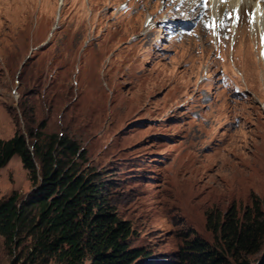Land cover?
I'll return each instance as SVG.
<instances>
[{"label":"rangeland","instance_id":"rangeland-1","mask_svg":"<svg viewBox=\"0 0 264 264\" xmlns=\"http://www.w3.org/2000/svg\"><path fill=\"white\" fill-rule=\"evenodd\" d=\"M182 3L0 0V139L28 129L74 139L151 264H183L190 230L213 244L206 212L235 206L241 215L264 197L259 42L246 23L235 49L232 36L215 41L205 12L195 17ZM183 7L194 24L172 39L158 22L184 18L175 14ZM232 14H222L226 33ZM33 189L12 156L0 168V199L17 192L24 200ZM32 244L26 233L10 245L0 236V264H37Z\"/></svg>","mask_w":264,"mask_h":264},{"label":"trees","instance_id":"trees-1","mask_svg":"<svg viewBox=\"0 0 264 264\" xmlns=\"http://www.w3.org/2000/svg\"><path fill=\"white\" fill-rule=\"evenodd\" d=\"M40 127L44 123L39 124ZM19 155L34 189L24 200L17 192L0 199V236L6 244L31 235L29 259L41 264H151L145 247H133V228L106 197L98 173L83 167L86 151L68 135L15 132L0 139V168ZM210 244L189 231L180 257L183 264H264V197L240 215L235 206L206 212ZM190 233L194 234L189 238Z\"/></svg>","mask_w":264,"mask_h":264},{"label":"bare ground","instance_id":"bare-ground-1","mask_svg":"<svg viewBox=\"0 0 264 264\" xmlns=\"http://www.w3.org/2000/svg\"><path fill=\"white\" fill-rule=\"evenodd\" d=\"M60 1L63 3L64 0ZM197 1L199 0H195V2ZM206 5L207 10L202 18L204 20L209 19L207 22L210 25V30L213 31L214 40L228 41L229 37L232 36L230 43L232 48L235 49L234 46L240 41L237 38L242 36L241 34L238 36L239 25L241 24L243 27L246 23L250 26L246 31L254 39V42L256 40L259 42V45L254 47L264 64V4L257 0H226L225 2H222V0H206ZM227 8L231 9L233 13L230 25L232 32H228L229 34L223 30L225 23L222 24V21H225L222 18V13ZM247 11H249V14H246ZM199 13L201 12L199 11ZM151 21L152 19L148 17L145 22L146 25H149Z\"/></svg>","mask_w":264,"mask_h":264}]
</instances>
